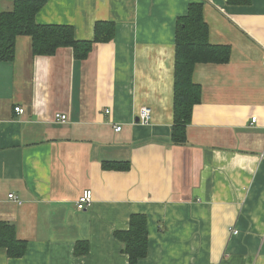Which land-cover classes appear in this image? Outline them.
Here are the masks:
<instances>
[{
	"label": "crops",
	"instance_id": "crops-1",
	"mask_svg": "<svg viewBox=\"0 0 264 264\" xmlns=\"http://www.w3.org/2000/svg\"><path fill=\"white\" fill-rule=\"evenodd\" d=\"M43 1L36 24L70 26L77 41L97 22L115 32L82 61L70 48L33 56L21 36L0 62V223L26 242L19 259L0 248V264H128L114 233L133 215L147 230L137 264H264V0ZM193 4L209 43L231 54L195 66L200 103L174 145L176 23ZM84 190L91 204L78 211Z\"/></svg>",
	"mask_w": 264,
	"mask_h": 264
},
{
	"label": "trees",
	"instance_id": "trees-1",
	"mask_svg": "<svg viewBox=\"0 0 264 264\" xmlns=\"http://www.w3.org/2000/svg\"><path fill=\"white\" fill-rule=\"evenodd\" d=\"M250 0H227L234 6L248 5ZM43 0H15L10 12L0 13V62H11L18 37L31 39L33 56H53L60 48H70L73 58L85 60L95 44L109 43L114 38L115 27L109 22H97L91 41H77L70 26L39 25L35 16L44 6ZM231 50L228 46L209 43L208 26L204 22L202 7L190 5L187 14L179 17L175 31V57L173 74V125L171 142L180 145L186 141V128L191 122L194 106L200 103L201 89L192 75L199 64H227ZM107 170H127V164H104ZM114 237L123 244L128 264H137L147 254L146 218L130 217L126 231L115 232ZM0 248L10 259L24 256L26 242L16 238L14 227L0 223Z\"/></svg>",
	"mask_w": 264,
	"mask_h": 264
},
{
	"label": "built area",
	"instance_id": "built-area-1",
	"mask_svg": "<svg viewBox=\"0 0 264 264\" xmlns=\"http://www.w3.org/2000/svg\"><path fill=\"white\" fill-rule=\"evenodd\" d=\"M15 113L21 115L23 114V109L20 107H15L14 108ZM106 113H108V111H106ZM138 122L141 125H147L150 122L151 119V110L148 108H142L138 111V116H137ZM54 120L56 122H60V123H65L66 121V116L65 115H60V114H55L54 115ZM255 119L251 120V124L255 123ZM120 127H115L114 131L115 132H119L120 131ZM9 199L12 200H16L19 204L20 202L12 195H8ZM91 200H92V194L90 190H84L80 196L78 197V199L75 202V208L78 211H84L86 210L90 204H91Z\"/></svg>",
	"mask_w": 264,
	"mask_h": 264
}]
</instances>
